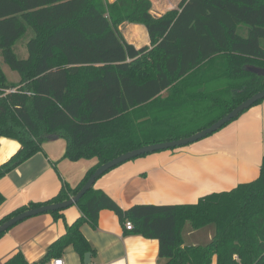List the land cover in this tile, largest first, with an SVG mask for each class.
<instances>
[{
	"label": "trees",
	"instance_id": "obj_1",
	"mask_svg": "<svg viewBox=\"0 0 264 264\" xmlns=\"http://www.w3.org/2000/svg\"><path fill=\"white\" fill-rule=\"evenodd\" d=\"M151 9L150 0H0V56L20 77L12 83L0 68V137L21 145L0 165V179L55 134L67 142L65 158L98 160L77 187L63 183L54 198L18 207L0 225L67 201L102 164L191 136L264 89V76L249 70L264 69V0H181L160 17ZM125 22L144 25L150 45L128 44L119 30ZM26 30L33 37L21 58L14 44ZM75 205L81 216L35 264L60 258L68 245L84 258L91 250L79 228L95 227L102 210L157 240L160 264H264V157L255 180L192 204L123 210L93 186ZM62 211L48 214L58 219ZM186 223L193 230L213 225L211 241L185 245ZM3 264L29 263L18 253Z\"/></svg>",
	"mask_w": 264,
	"mask_h": 264
},
{
	"label": "crops",
	"instance_id": "obj_2",
	"mask_svg": "<svg viewBox=\"0 0 264 264\" xmlns=\"http://www.w3.org/2000/svg\"><path fill=\"white\" fill-rule=\"evenodd\" d=\"M181 0H150L151 13L160 17L177 8ZM128 27L126 32V27ZM119 30L125 41L139 49L149 46L144 25L123 23ZM19 142L0 137V165L17 153ZM67 142L50 135L35 155L0 179V219L28 203L54 198L62 184L77 187L97 158L71 161L64 157ZM264 157V101L241 114L216 133L186 147L151 153L109 171L95 182L94 189L108 195L121 209L136 204L179 205L195 203L201 196L228 191L259 175ZM81 212L76 205L56 219L43 213L21 221L0 237V264L20 253L29 264L39 263L49 247L66 233ZM90 247V264H160L157 240L125 230L117 215L100 211L95 227L84 222L79 228ZM213 225L182 230L185 245L208 244ZM64 264H84L72 245L59 256ZM212 264H215L213 261Z\"/></svg>",
	"mask_w": 264,
	"mask_h": 264
},
{
	"label": "water",
	"instance_id": "obj_3",
	"mask_svg": "<svg viewBox=\"0 0 264 264\" xmlns=\"http://www.w3.org/2000/svg\"><path fill=\"white\" fill-rule=\"evenodd\" d=\"M250 71L264 76V69L256 68V67H250ZM264 100V89L255 93L242 103H240L238 106H236L234 109H232L230 112H228L225 116H223L221 119L207 127L206 129H203L191 136L169 141V142H163V143H156L151 144L147 146H143L141 148L128 151L124 154H121L117 156L116 158H113L112 160L102 164L99 166L93 174L88 178V180L85 182L83 187L70 199L64 202L60 203H53L49 205L40 206L37 208H32L29 210H26L22 213H19L18 215L10 218L9 220L5 221L0 225V235L8 231L10 228L15 226L16 224L20 223L21 221L43 214L48 213L52 211H59V210H65L66 208L75 205L85 194L88 190H90L94 185L97 179H99L103 174L108 172L109 170L121 165L122 163L128 162L130 160L136 159L140 156L156 153L159 151H166L169 149H176L181 147L189 146L193 143H196L214 133L222 129L225 125L231 123V121L237 119L241 113L244 111L249 110L252 108L257 102ZM90 257L91 253L87 252L84 254L83 262L84 264H90Z\"/></svg>",
	"mask_w": 264,
	"mask_h": 264
},
{
	"label": "rangeland",
	"instance_id": "obj_4",
	"mask_svg": "<svg viewBox=\"0 0 264 264\" xmlns=\"http://www.w3.org/2000/svg\"><path fill=\"white\" fill-rule=\"evenodd\" d=\"M114 0H109L110 3H112ZM126 28V32L128 27L125 26ZM240 33L245 36V32L240 31ZM33 37V33L31 31L26 30L25 33H23V35L15 42L14 44V51L15 53L21 57V58H25L27 57V44L29 42V40ZM261 46L264 48V40L261 41ZM0 68L3 70V72L5 73V75L7 76L8 80L12 83H19L20 82V77L19 75L14 72L11 71L8 66L6 64L3 63L2 57L0 56ZM259 176V175H258ZM257 176V178H258ZM256 179V178H255ZM254 179V180H255Z\"/></svg>",
	"mask_w": 264,
	"mask_h": 264
},
{
	"label": "built area",
	"instance_id": "obj_5",
	"mask_svg": "<svg viewBox=\"0 0 264 264\" xmlns=\"http://www.w3.org/2000/svg\"><path fill=\"white\" fill-rule=\"evenodd\" d=\"M124 228L127 231H131L133 229V224L131 221H126L124 224ZM43 264H64V261L61 258H51Z\"/></svg>",
	"mask_w": 264,
	"mask_h": 264
}]
</instances>
